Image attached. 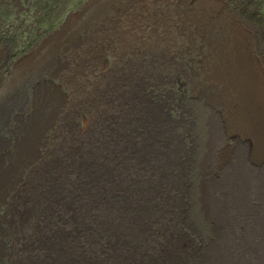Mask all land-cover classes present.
<instances>
[{
	"label": "bare ground",
	"instance_id": "bare-ground-1",
	"mask_svg": "<svg viewBox=\"0 0 264 264\" xmlns=\"http://www.w3.org/2000/svg\"><path fill=\"white\" fill-rule=\"evenodd\" d=\"M156 1L121 0L127 26L116 31L101 19L32 77L3 85L0 264H201V243L216 234L197 212L202 111L147 87L172 85L181 74L191 99L219 108L228 134L254 143L264 123V98L254 93L263 68L254 29L235 13L216 31L200 24L182 32L200 59L182 58ZM144 18L152 26L143 28ZM7 53L0 48V65ZM188 62L199 70L187 73ZM229 152L221 149L219 162ZM251 180L244 173L243 182Z\"/></svg>",
	"mask_w": 264,
	"mask_h": 264
},
{
	"label": "rangeland",
	"instance_id": "rangeland-1",
	"mask_svg": "<svg viewBox=\"0 0 264 264\" xmlns=\"http://www.w3.org/2000/svg\"><path fill=\"white\" fill-rule=\"evenodd\" d=\"M121 3V0H0V48L8 47V53L2 58L0 65V94L5 91L2 89L4 84L9 87L18 86L32 77V73L50 59L52 54L62 51L70 41L83 35L91 27L100 25L101 19L108 22V26L104 27L114 28L116 31L127 26L129 11L124 10ZM156 6L164 11V16L172 23L174 43L182 45L181 57L191 56L197 62L200 55L193 53L192 45L182 32L194 31L200 24L202 26L199 28L210 24L212 30L216 31L217 24L224 26L231 13L250 25L255 32L254 47L260 53L263 68L257 74L254 93L258 98H264V0H157ZM140 24L145 26L143 28L152 26L146 18ZM55 32L62 33L60 39L49 48L41 47ZM196 42L198 39L194 43ZM186 47L189 49L186 50ZM201 50L205 53V59L210 62L212 59L208 51L203 48ZM29 55L34 57L32 63L18 70L17 65L22 58ZM105 57L111 59L110 55L106 54ZM184 69L187 73L199 70L198 66L189 62L184 65ZM147 90L160 94L168 90L174 101L188 98L202 111L201 118L196 120L202 127L203 134L199 144V193L195 187L198 196L197 212L198 216L203 214L208 224L216 227V234L207 243H201L208 247L200 251V255L204 253V256L199 263L264 264V123L261 131L254 133V143L240 134H228L221 121L219 108L205 104L201 99H191L190 88L181 74L172 85L156 88L148 86ZM238 102L244 103L240 95ZM261 107L264 108V101L261 102ZM168 111L172 115H179L178 109L170 108ZM262 118L263 121L264 109ZM224 148H228L230 152L225 161L219 162L221 149ZM236 167L238 173L235 172ZM244 173L252 175V184L251 181L248 184L243 182ZM193 181L196 184L195 178ZM237 258H242L243 261Z\"/></svg>",
	"mask_w": 264,
	"mask_h": 264
}]
</instances>
